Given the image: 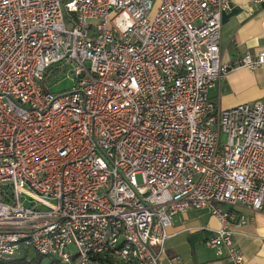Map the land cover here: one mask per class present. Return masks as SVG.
Wrapping results in <instances>:
<instances>
[{
	"label": "built area",
	"instance_id": "1",
	"mask_svg": "<svg viewBox=\"0 0 264 264\" xmlns=\"http://www.w3.org/2000/svg\"><path fill=\"white\" fill-rule=\"evenodd\" d=\"M227 7L0 0V264L24 249L161 264L173 218L194 209L219 222L216 264H244L233 227L264 212V97L224 108L209 90L264 50L221 60Z\"/></svg>",
	"mask_w": 264,
	"mask_h": 264
},
{
	"label": "crops",
	"instance_id": "2",
	"mask_svg": "<svg viewBox=\"0 0 264 264\" xmlns=\"http://www.w3.org/2000/svg\"><path fill=\"white\" fill-rule=\"evenodd\" d=\"M263 18L264 2L228 0V7L221 15L222 61L228 62L247 51L256 55L264 50ZM209 96L224 108L264 97V65L231 70L214 83ZM218 227L217 219L205 209L176 215L169 228L171 236L164 244L161 264H216L215 250L208 247L205 240ZM233 232L244 264H264V212L256 213L252 223L234 226Z\"/></svg>",
	"mask_w": 264,
	"mask_h": 264
},
{
	"label": "trees",
	"instance_id": "3",
	"mask_svg": "<svg viewBox=\"0 0 264 264\" xmlns=\"http://www.w3.org/2000/svg\"><path fill=\"white\" fill-rule=\"evenodd\" d=\"M60 64H57V66H59ZM65 71V67H57L55 69V71L52 73L55 76H60L63 74V72ZM51 74H47L45 76V81L44 82H48L50 81L51 78ZM30 250L24 249V252H22L21 256L19 258L16 257H12L10 258V260H8L7 262H5L6 264H42V261L44 260V258L46 256H42V255H38L37 253H35V255L31 256L29 254ZM116 262H112V261H107V262H101L100 264H115ZM51 264V263H49Z\"/></svg>",
	"mask_w": 264,
	"mask_h": 264
},
{
	"label": "rangeland",
	"instance_id": "4",
	"mask_svg": "<svg viewBox=\"0 0 264 264\" xmlns=\"http://www.w3.org/2000/svg\"><path fill=\"white\" fill-rule=\"evenodd\" d=\"M72 86H73V81L70 78H67V77H65L63 79L61 78V80L58 81V82L52 81L50 83V89H51L52 92H59V91L67 90V89L71 88ZM70 248H71V250H74L73 246H71ZM29 254L31 256H33V255H35V252L34 251H30ZM20 256H21L20 253H17L15 255L16 258H19ZM50 261H51V258L45 257L44 260L42 261V264H49Z\"/></svg>",
	"mask_w": 264,
	"mask_h": 264
}]
</instances>
